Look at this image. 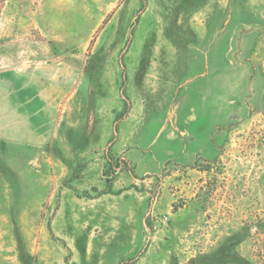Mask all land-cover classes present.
I'll return each instance as SVG.
<instances>
[{"label": "rangeland", "instance_id": "obj_1", "mask_svg": "<svg viewBox=\"0 0 264 264\" xmlns=\"http://www.w3.org/2000/svg\"><path fill=\"white\" fill-rule=\"evenodd\" d=\"M127 263L264 264V0H0V264Z\"/></svg>", "mask_w": 264, "mask_h": 264}, {"label": "trees", "instance_id": "obj_2", "mask_svg": "<svg viewBox=\"0 0 264 264\" xmlns=\"http://www.w3.org/2000/svg\"><path fill=\"white\" fill-rule=\"evenodd\" d=\"M124 115H126V112L124 113ZM122 117V116H121ZM121 117H120V119H121ZM130 263V262H129ZM128 264V263H127Z\"/></svg>", "mask_w": 264, "mask_h": 264}]
</instances>
